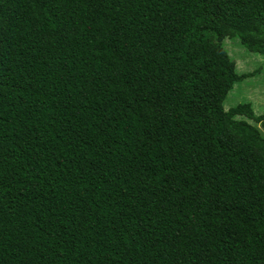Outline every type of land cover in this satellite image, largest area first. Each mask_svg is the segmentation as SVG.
I'll return each instance as SVG.
<instances>
[{
  "label": "trees",
  "instance_id": "16d2710c",
  "mask_svg": "<svg viewBox=\"0 0 264 264\" xmlns=\"http://www.w3.org/2000/svg\"><path fill=\"white\" fill-rule=\"evenodd\" d=\"M227 40L264 58V0H0V264H264Z\"/></svg>",
  "mask_w": 264,
  "mask_h": 264
},
{
  "label": "rangeland",
  "instance_id": "374dc122",
  "mask_svg": "<svg viewBox=\"0 0 264 264\" xmlns=\"http://www.w3.org/2000/svg\"><path fill=\"white\" fill-rule=\"evenodd\" d=\"M225 48L237 63L239 73H251L259 68L262 71L242 84H238L226 101L227 108L241 103H252L258 116H264V58L246 53L239 48L238 41H226ZM264 133V129L259 125Z\"/></svg>",
  "mask_w": 264,
  "mask_h": 264
}]
</instances>
